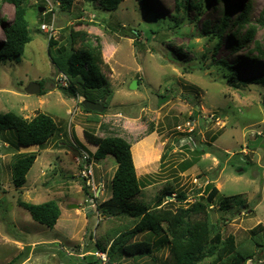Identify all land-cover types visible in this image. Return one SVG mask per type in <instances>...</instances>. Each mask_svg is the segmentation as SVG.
<instances>
[{
    "label": "rangeland",
    "instance_id": "1",
    "mask_svg": "<svg viewBox=\"0 0 264 264\" xmlns=\"http://www.w3.org/2000/svg\"><path fill=\"white\" fill-rule=\"evenodd\" d=\"M144 1L151 13L143 8ZM144 1L125 0L109 12L99 1L76 0L67 12L57 0H28L33 41L19 59L0 61V115L12 112L31 120L44 113L55 120L58 131L40 148L16 146L15 131L0 133V264L19 256L14 264H109L108 254L105 263L96 255V245L106 246L107 231L130 226L134 218L120 211L106 218L97 210V203L112 196L117 170L113 157L92 158L95 185L102 183L104 192L93 213L81 209L87 186L79 176L77 152L93 156L98 148L86 133L118 135L131 144L138 178L146 185L136 202L150 209L159 204L163 190L170 194L161 200L162 206L176 209L206 198L208 184L215 185L220 196L209 210L212 220H222L223 237L234 236L238 244L249 240L261 224L256 241L262 246L247 264L264 262V86L252 82L264 77V58L255 44L264 45V25L259 22L264 19V0H232L251 6L249 16L256 27L254 39L237 50L238 38L231 30L216 36L225 0H208L202 12L184 6L186 0ZM14 11L8 3L0 9L9 23ZM52 23L56 31L50 37L42 26ZM72 30L87 37L77 39L75 50L89 43L102 51V70L110 85L107 97L112 99L99 120L86 113L82 104L87 95L81 87L76 98L60 89L72 54L70 47L60 49L68 44ZM51 39L56 44L50 48ZM4 40L0 25V42ZM232 70L240 79H229ZM133 81L140 82L135 90L130 88ZM33 82L42 83L46 93L27 94ZM259 138L260 145L252 149L250 142ZM32 152L38 158L20 189L13 183L11 163L16 154ZM181 193L186 196L183 203L178 199ZM224 196L236 198L228 212L220 211L219 198ZM238 200L244 205H236ZM48 201L62 209L54 228L34 221L21 204ZM164 237L145 233L135 239L160 245L154 254L158 263L121 252L112 263L163 264L170 257L169 246L159 244ZM87 251L90 254L84 255Z\"/></svg>",
    "mask_w": 264,
    "mask_h": 264
},
{
    "label": "trees",
    "instance_id": "2",
    "mask_svg": "<svg viewBox=\"0 0 264 264\" xmlns=\"http://www.w3.org/2000/svg\"><path fill=\"white\" fill-rule=\"evenodd\" d=\"M76 0H57L61 9L70 12L74 8ZM93 1V0H92ZM99 1L100 7L106 11L113 12L119 9L125 0H94ZM144 1V0H143ZM219 3L222 0H217ZM14 6V19L11 23L0 13V25L3 29L5 40L0 42V61L19 59L24 55L27 45L33 41L30 23L27 18L29 3L28 0H0V9L3 4ZM208 0L193 2L186 0L184 6H190L202 12L207 6ZM143 8L146 12L151 13L150 7L144 1ZM251 6L248 3L239 2L235 4L232 0H225L224 14L221 23L217 25L220 37L226 29L231 30L234 37L238 38L235 49H243L245 45L254 39L256 32L255 25L251 24L250 19ZM238 12V13H237ZM264 16V12L262 14ZM260 23L264 25V19L261 17ZM209 22H206L208 27ZM246 30L244 34L242 32ZM68 44L60 49L67 51L71 48V56L68 58V68L65 75L69 79V87H60V89L69 97L76 98L79 96L78 88L87 95L86 100H92L91 96L97 98L96 103L106 99L105 107H108L112 98L110 95V85L103 73L104 65L102 51L92 44L86 43V46L75 50L74 45L78 38L86 41L85 34L80 32L70 33ZM56 42L52 39L49 42L51 48ZM70 44V45H69ZM257 52L261 58H264V45L255 42ZM222 64L228 65L225 61ZM231 68L230 66H228ZM229 79H240L236 71L232 70L227 74ZM254 84L264 86V77L255 78ZM140 85V82H138ZM243 83H247L244 81ZM41 85V93L43 85ZM235 85V84H234ZM236 86V85H235ZM83 105V104H82ZM86 113L93 115L94 120H99V114L84 108ZM104 128L101 124V129ZM16 132L15 145L18 147H43L57 133L58 126L55 120L44 113L37 114L33 119L27 120L15 113L0 115V133ZM88 141L98 146L96 152L91 157L98 161H104L108 157H113L117 163V170L112 179V196L100 203H97V210H102L106 218H110L113 211H120L134 218L132 225H126L114 229L113 233L107 231L105 241L106 246L97 244L98 252L109 255V264H113L114 256L117 252L133 258L143 260L151 258L158 263L154 254L160 250V245L155 246L150 240H135L137 236L150 233L153 236H165L159 244H166L170 248V257L163 264H247L257 252L256 249L261 247L256 239L262 233L261 224L252 230V237L249 240L238 244L234 236L223 237L222 220L214 222L209 211L212 204L220 196V190L213 184H208V193L206 198H201L189 207L179 206L176 209L164 208L161 204L169 191L163 190L160 195V201L153 209L148 206L137 203L136 198L141 194L145 183L137 175L134 165L131 144L121 136L111 135L100 137L92 133H86ZM79 151V150H78ZM194 151L200 152L199 148ZM135 157V155H134ZM38 158V153H18L14 156L11 163L12 179L16 187L22 189L27 183V175L34 166ZM89 195V190L85 188ZM178 197V196H177ZM179 201L183 203L186 199L184 194H180ZM235 196H224L219 198L220 211L228 212L233 207ZM98 201V198H96ZM31 214L34 221L54 228L60 217L61 208L56 201L43 202L41 204H30L21 202ZM236 205H244L242 201H237ZM204 215L205 218L196 220L195 217ZM31 247V246H28ZM30 248H27L26 256ZM86 253H89L88 251ZM20 257V256H19ZM17 257L9 264H14ZM86 257V256H84ZM27 258V257H26ZM25 258V259H26ZM24 259V260H25ZM85 260L87 259L84 258ZM23 260V261H24ZM212 260L210 263L207 261ZM86 264H93L87 262ZM261 264H264L261 263Z\"/></svg>",
    "mask_w": 264,
    "mask_h": 264
},
{
    "label": "built area",
    "instance_id": "3",
    "mask_svg": "<svg viewBox=\"0 0 264 264\" xmlns=\"http://www.w3.org/2000/svg\"><path fill=\"white\" fill-rule=\"evenodd\" d=\"M43 31L47 33L50 37H52L56 31L54 23L48 24V25H43L42 26ZM63 86L65 88L69 87V79L67 76H63ZM78 155V161L80 163V178L81 180H85V185L87 186L89 190V197L91 201V209L95 210L96 208V198L100 197V195L104 192V185L101 183L98 187L95 185V180H94V174H93V162H92V157L89 153L86 151L79 150L77 152ZM93 192V193H91ZM98 194L93 196L94 194ZM97 256H99L102 261L105 263L107 262V254L103 252H98L96 253Z\"/></svg>",
    "mask_w": 264,
    "mask_h": 264
},
{
    "label": "water",
    "instance_id": "4",
    "mask_svg": "<svg viewBox=\"0 0 264 264\" xmlns=\"http://www.w3.org/2000/svg\"><path fill=\"white\" fill-rule=\"evenodd\" d=\"M139 86L138 81H133L132 85H131V89L135 90L137 87ZM26 93L29 95H37L41 93V85L39 83H30L29 86L26 88ZM105 102L106 100H103L102 103H96V102H92L90 100H85L83 101V106L84 108H86L87 110L90 111H95L98 113H102L105 109ZM263 106H264V99H263ZM260 139H256L255 141H251L249 146L252 149L257 148L260 145ZM79 206H74V208H78ZM91 208V201H90V197L87 195L86 196V200H85V204L81 206V209H85L88 211V209ZM93 210H90L89 213H93Z\"/></svg>",
    "mask_w": 264,
    "mask_h": 264
},
{
    "label": "crops",
    "instance_id": "5",
    "mask_svg": "<svg viewBox=\"0 0 264 264\" xmlns=\"http://www.w3.org/2000/svg\"><path fill=\"white\" fill-rule=\"evenodd\" d=\"M92 146H93V145H92ZM94 148H95V150H96V146H94ZM86 196H87V195H86ZM59 206H60V205H59ZM60 208H61V206H60ZM90 210H92V209L89 208L88 211L90 212ZM61 215H62V209H61ZM60 218H61V217H60ZM88 254H90V253H87V254H84V255H88ZM84 255H83V256H84Z\"/></svg>",
    "mask_w": 264,
    "mask_h": 264
}]
</instances>
